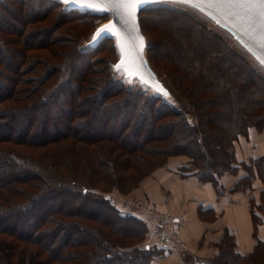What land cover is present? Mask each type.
Returning <instances> with one entry per match:
<instances>
[{
    "label": "trees",
    "instance_id": "trees-1",
    "mask_svg": "<svg viewBox=\"0 0 264 264\" xmlns=\"http://www.w3.org/2000/svg\"><path fill=\"white\" fill-rule=\"evenodd\" d=\"M17 2L26 5L21 0ZM39 3L60 12L57 24L98 18L89 13L65 12L61 5L50 0ZM50 12H36L24 22L16 20L20 25L17 29L4 19L8 15L0 18L5 43L14 47L13 51L5 49L0 36V264H151L152 257L162 252L156 243L129 249L121 242L143 240L147 231H151V222L121 210L116 197L130 192L155 169L164 166L169 157H187L188 167H182L181 172L212 183L216 190L219 177L236 175L240 169L246 174L231 191H250L257 177L264 183V154L238 162L235 147L240 137L248 139L253 131H264V77L235 56L225 42L182 12L161 9L141 12L164 13L169 19L163 29L171 52L166 64L182 69V75L177 77L182 86L180 94L199 120L191 127L180 113L161 100L146 99L125 89L111 79L107 69L96 78H88L98 70L91 59L105 42L83 51L74 45L71 31L63 30L62 35L53 37L59 27H54L47 18ZM14 19L15 16L11 20L17 24ZM91 24L93 27L92 21ZM12 59L19 65L12 64ZM20 62L27 66H21ZM34 67L38 72H33ZM27 73L31 75L29 79L24 77ZM54 74L60 75L52 81ZM19 83H23L22 91L17 89ZM131 95L135 96L134 105L129 103ZM78 99L79 103L89 101L95 106L74 110L73 103ZM22 100H29L28 107L36 110L33 118L42 106L54 101L60 105L55 116L41 121L43 137L32 132L33 120L26 121L25 128L19 127L21 122L12 120L22 109L27 110V107L15 110L10 105ZM101 108L113 110L114 117L120 114L117 128L113 124L106 128L107 123L101 122L98 129L103 131L99 132L86 122ZM136 108H140L138 114ZM5 129L10 132L4 134ZM66 140L70 141L67 147H61L62 153L51 158L32 150L26 159L12 148L1 147L12 143L38 149ZM112 188L117 191L108 192ZM5 189L12 194L5 193ZM260 196L259 205H264V188ZM75 202L79 205L74 206ZM249 204L255 238L258 216L251 200ZM30 205L36 207L35 211L21 213ZM50 222L53 226L47 228ZM83 235L97 239L82 241ZM2 236L34 245L37 251L18 248ZM227 238L233 244L234 239L228 233ZM223 240L218 258L231 249ZM254 253L256 258L235 254L257 264L259 257L264 259V239L256 237Z\"/></svg>",
    "mask_w": 264,
    "mask_h": 264
},
{
    "label": "rangeland",
    "instance_id": "rangeland-1",
    "mask_svg": "<svg viewBox=\"0 0 264 264\" xmlns=\"http://www.w3.org/2000/svg\"><path fill=\"white\" fill-rule=\"evenodd\" d=\"M2 1L3 0H0V2H2ZM17 1L18 0H14V2H12L11 0H4V2L0 4V18L4 17V15H8V16H5L4 19L7 22H9L10 24L14 25L15 28L17 29V28H20V25H18L16 20L20 21V22L21 21L24 22L25 19H28L30 17L29 15H31V14H34L36 12H43V11L51 10V12L49 13L50 15H47V18H49V21H51L52 24H54V27H56V28L59 27L58 32H55L53 37H56V35L57 36L62 35L61 32L63 30L65 31V33L71 31L72 33L69 32V34H73L72 37L75 41L74 45L75 44L79 45V46L83 45L86 42V40L89 38V35H90L92 29L94 28V26H96L100 22L105 21L107 19L106 16L98 17L96 19H91V20H89L87 18H81L79 20L78 19H71V20H68L67 22L57 24L56 21H57V19H59L60 12L54 10L53 8L48 7L47 4H45V3L41 4V3H39V0H21V1L26 3V5L24 6V4L20 5ZM155 5H158L157 7H162V8H158L161 10H169L172 12H182L186 15H189L192 18V20L195 22V24L202 25L208 32L213 33L214 35H216L217 38H219L223 42H225L227 47L229 48V50L231 52H233L235 54V56H237L238 58H240L244 62H246L251 69L257 68L258 70H260L264 74V71L253 60L252 61L254 63L252 61H250L251 62L250 63L249 60L245 57V55H243L241 52L238 51L237 46L235 45V43L232 40H230L231 38L228 36V34H226L223 30H221L218 27H216L215 25H213L212 22L209 19H207L206 17H204L201 13L195 11L193 8L187 7V6L180 4L178 2L172 3L170 5H161V4H155ZM23 6L25 7L24 13H22V11H20V10H22ZM6 10H8L7 13H5ZM162 14L164 15V13H162ZM162 14L157 15V13L145 12V13L140 15L141 28H142L143 33L145 34L147 46H148L147 52H146L147 59L151 65V67L153 68L158 80H160L168 88L169 96H170L169 100L171 101L170 104L173 107H176L178 110H180L182 117H183V115L186 117H189L191 122L193 123V127H194L195 125L198 124V121H199L198 117L196 116L195 112L192 110V107H191L190 103L188 102V100H186L180 94V92L182 93V90H181L182 86H181L180 82L178 81L177 77H180L182 75V69L180 67H176V68L174 66L171 67L170 65L166 64L167 62H169L168 60H170L168 58V55H170L171 52H170V47L168 46V40L166 39L167 34L164 32L163 29L165 28L164 27L165 21H168L169 19L167 17H164ZM167 14H169V13H167ZM13 16H15L14 20L17 24H15L13 22V20H11V19H13ZM0 20H2V19H0ZM91 21H92V23H94L93 27L91 26L92 25ZM160 23L162 25H160ZM38 25H41V24H38ZM0 36H2L1 42H2V45H4V48L7 50L9 49V51H13L14 47H11L7 43H5V34L0 32ZM172 36H174V33L172 34ZM9 37H11V39H14L12 35H9ZM66 37H68V36L66 35ZM172 40H174V38H172ZM82 47H81V49H82ZM4 57H5V55H4ZM9 58H11V57L8 56V59ZM115 59H116V51H115L113 40H110L109 42H105L102 45V47L100 48L99 52L95 53L91 59V61H94L93 67L98 69L95 72H100V71L101 72L98 74H95V72L92 74H89L88 78L89 77H95L96 78L97 76L104 74L108 70L107 72L109 73L111 79L118 82L119 84H121L125 89L132 91L133 93L139 94L140 97L144 96L146 99L154 98L153 96H151L149 94V93L153 94L154 92H152L147 87H142L140 85H139L140 86L139 87L137 84L138 82L130 84L128 87H127V85L125 86L121 82H119L117 79H120V80L124 79L123 76L121 78H115L114 72L111 74L112 69L110 71L111 64L114 62ZM12 64H16V65L18 64L19 65V63H16V61H14L13 59H12ZM20 65L23 67H26L27 63L20 62ZM91 68L92 67H90V69ZM9 69H10V71L12 70V68H9ZM37 69L38 68L34 67L33 72L36 71ZM1 70H2V73L3 72L6 73V71L4 69H1ZM36 72H38V70ZM76 74H77V72H76ZM7 75L11 76L10 74H7ZM59 75L60 74H54V76L51 77L50 80L54 81L55 79L58 78ZM24 77L26 79H29L31 77V75H30V73H27ZM22 84L23 83H19L18 87H17V89H19L20 91H22V88L24 87ZM29 85L30 84H27L28 87H29ZM47 85H49V83ZM93 93H95V91L91 92V94H93ZM19 96H21V95H19ZM62 98H61V103L63 104L64 99H62ZM80 99H81V97H80ZM58 100H59V98L57 99V101ZM57 101H54L53 103H50L49 105L42 106L39 109V113H38L36 118H33L35 116L36 110H32L28 107L29 105H31V104H29L30 103L29 100H22L18 104H10V103H7V104L13 105L15 107V110H20L21 107H27V110L22 109L20 111V113L14 115V118L12 120L15 122H21L19 127H22V128L23 127L25 128V126L27 124L26 121L33 120V123L31 125V126H33L32 132H34L35 135L41 136L40 135V134H42V132H41L42 131L41 121L43 120L44 117H47L49 119L50 117H53V116H55V114L58 113L57 107L58 106L60 107V105L56 104ZM79 101H81V100L78 99V101L73 103L74 107H72V108L74 110L76 108L88 109V108L95 106L94 102L87 101V102L79 103ZM134 101H135V96L131 95V100L129 101V103L134 105ZM4 105L5 104H3V106ZM16 105H18V106H16ZM137 106L140 107L139 103H137ZM141 109H143V108H141ZM47 110L49 112H47ZM139 110H140V108H136L135 113L138 114ZM131 111H133V110H131ZM112 112H113V110L101 108L98 113H94L95 114L94 118H90L86 122L87 123L89 122L88 124L91 127H94V129H98V126L101 124V122L102 123L104 122V124L107 123L106 128L109 126V124H113V126L115 128H117L116 124H118L121 117H120V114H117V116L114 117V115L111 114ZM103 114H106L108 117H106ZM125 115L127 116V114H125ZM96 117H97V119H96ZM85 119L86 118H84L83 120H85ZM50 130L51 129L49 128V131ZM114 130L116 131V129H114ZM96 131L102 132L103 130L101 128V129H98ZM9 132H10V129H5L3 131L4 134H8ZM253 132H255V131H253ZM255 133H257L259 135V137L257 139L260 138V139L264 140V131H262V132L257 131ZM255 133H253V134H255ZM42 137H43V134H42ZM254 137H255V135H254ZM67 142H70V141H68V140H66L65 142L59 141V144L49 145V146L47 145L44 148H38V149H29L28 146L27 147H25V146H13L12 143L2 144L1 147L7 148V149L12 148L17 152H20V154L24 155V158H26V159H27L26 156L29 155L30 151H32V150H33L34 154L44 153L46 157L51 158L54 155H57V156L60 155L62 153L61 147H63V148L65 146L67 147V145H66ZM173 157H180V158L184 159V161L189 162V159L185 156H173ZM171 159H172V157H169L168 160L166 161V163ZM57 162L62 163L60 160H58ZM28 169L30 170V168H28ZM121 169H123V167H121ZM62 171H65V170L63 169ZM150 174L148 176H150ZM148 176H146V177H148ZM142 180L138 183V185L142 182ZM138 185L136 187H138ZM253 185H257V188H255ZM253 185H252L253 187L250 191H245V192H242V191H234L233 192V191H231L230 193L231 194H243L244 196L249 198V203L251 200L252 208L254 207L253 210L255 211L256 215L258 216L257 217L258 220H256V221H258V225H259L257 227L258 228L257 235L255 236V238H254V236H251V244L249 245V247L246 246V248H244V246H242L241 248L240 247L238 248L236 241L233 240V244H232V242L228 240L227 234H225V238H224L223 242H227V244L230 245L231 249H227L228 251L225 250L224 253L226 255L218 258V256L215 255L216 252H217V254L221 253V251L223 249L221 247L222 243H220V245L216 244V247L218 250L214 253H209V256L207 258V259H209V261H211V264H221L224 261H226V262H224V264H251L250 263L251 261H248L247 258H241V259H239L240 257L237 258V255L235 254L236 252L241 254V256H244V257L247 256V257L256 258V255L254 253V245L256 244V237L259 240L264 239V205H262V203H261V205H259L260 198H261L260 195H261V192L264 188V183L262 182L260 177H257L253 181ZM136 187H134L130 192H127L125 194H121L122 199H120L119 201L121 202L124 199H128L125 197H130V198L135 197L134 199H136L137 197L132 194V191ZM6 190L7 189H5L3 191H5V193H7L8 195L12 194L10 192H7ZM116 191H117L116 188H112L111 190H108V192H110V193L111 192L115 193ZM66 200H68V199H66ZM249 203H248V209L250 208ZM73 205L78 206L79 203L75 202ZM33 206L34 205H32V206L30 205V206L26 207L25 210L21 211V213L24 214L26 212V210H34L35 211L36 207H33ZM69 210H72V208H70ZM52 226L53 225L51 222L47 224V228H50ZM149 234H150V232L147 231V233L145 234V238L143 240L126 239V241L123 240L121 242H122V244H126L127 246H125V247H127L129 249L133 248V247H141L144 243L147 242L146 238H148ZM75 235H78V233ZM74 237L76 238L78 236H74ZM149 237H150V235H149ZM2 238L5 239L7 242H12L13 244H16L18 246V248H26L29 252L37 251V249H36L37 247L34 245L18 243L14 239L9 238L7 236H2ZM81 238H82V241H84L86 239L92 240L93 238L95 240L97 239L94 236L93 237L92 236L86 237L85 235H83ZM133 241H138V242H133ZM150 242H154V236H153V240H151ZM174 243H175V241H174ZM176 246H178V245L177 244L173 245V248L175 249ZM40 258H41V260H43V259H45V256L42 255V257H40ZM259 258H260V261H262V262L258 261L257 264H264V259H262L261 257H259ZM110 264H112V263H110ZM114 264H116V263H114ZM139 264H142V263L140 262ZM151 264H154V263L151 262Z\"/></svg>",
    "mask_w": 264,
    "mask_h": 264
},
{
    "label": "crops",
    "instance_id": "crops-1",
    "mask_svg": "<svg viewBox=\"0 0 264 264\" xmlns=\"http://www.w3.org/2000/svg\"><path fill=\"white\" fill-rule=\"evenodd\" d=\"M250 138L240 137L236 145L238 162H247L264 154V140L257 133ZM255 135V137H254ZM188 162L172 157L164 166L155 169L142 180L129 200L145 201L157 210L171 216L170 231L175 249L163 250L154 255V264L204 263L209 253H214L225 234L236 241L237 247H249L253 225L248 209L249 198L243 194H231L235 182L245 175L226 174L218 178V190L209 182H202L196 175L181 172ZM255 184V183H254ZM257 188V185H253ZM120 197H116L118 202ZM150 235V237H149ZM146 244H155L150 231ZM186 250V254L182 251ZM217 255V252L216 254Z\"/></svg>",
    "mask_w": 264,
    "mask_h": 264
},
{
    "label": "snow or ice",
    "instance_id": "snow-or-ice-1",
    "mask_svg": "<svg viewBox=\"0 0 264 264\" xmlns=\"http://www.w3.org/2000/svg\"><path fill=\"white\" fill-rule=\"evenodd\" d=\"M191 3L192 7L201 13L212 12L226 19L227 24H231L236 29H243L242 34L248 36L261 49H264V0H103L105 7H101L97 3L88 2V0H58V3L64 5V11H79L85 13L89 9L100 12L115 11L125 23L135 24L138 29L137 13L147 9L152 4L170 5L172 3ZM204 7L201 8L200 5ZM218 26L221 25L219 20H216ZM112 37L116 38L119 46L120 34L116 31L112 24L106 25L97 30L91 38L90 46L97 47L106 41H110ZM146 47L145 42L141 38L140 44L137 47L133 41L130 45L133 59L140 63L143 67V50ZM119 54V53H118ZM261 67H264V60L260 62ZM114 77L121 78L124 76L123 60L121 63L113 67ZM125 83L133 84L136 78L124 79ZM148 81H141V86L146 87ZM163 91L162 89H157ZM167 95V93H165Z\"/></svg>",
    "mask_w": 264,
    "mask_h": 264
},
{
    "label": "water",
    "instance_id": "water-1",
    "mask_svg": "<svg viewBox=\"0 0 264 264\" xmlns=\"http://www.w3.org/2000/svg\"><path fill=\"white\" fill-rule=\"evenodd\" d=\"M50 1L58 3V0H50ZM88 2L97 3L101 7L106 6L103 3V0H88ZM58 4L61 5L62 8L64 9V5L62 3H58ZM180 4H183V3H180ZM183 5L190 7V8H193L191 3L183 4ZM157 6L158 5L152 4L145 10L162 8V7H157ZM200 7L203 8L204 6L201 4ZM145 10H143V11H145ZM194 10L197 11L196 9H194ZM143 11H141V12H143ZM75 12L81 13L79 11H75ZM141 12L137 13V16H138V29H137L135 24L125 23V21L122 20L115 11L100 12L98 9L87 10L85 13H89L91 15H95L98 17L106 16L107 19L105 21L100 22L96 26H94V28L92 29V31L89 35V38L80 47L83 46L82 47L83 51H90V50L96 48V47H92L90 45L92 44L91 38L95 35L97 30H99V29H101L104 26L109 25V24L114 25L116 31L120 34L121 39H120L119 46H118L116 38L115 37L111 38V40H113L115 51H116V59L111 64V68H110V71L112 69L111 74L113 73V67L115 65L121 63V60H123V68H124L123 78L124 79H125V77H127L129 79L136 78V82H138L137 83L138 86L139 85L141 86V81H148V85L146 87L149 88L152 92H154L153 94L152 93H149V94L151 96H153L154 98H157V99L159 98L162 101V103L166 104L172 110H174V111L180 113V115H182L180 110H178L176 107H173L170 104L171 101L169 100L170 96H169L168 88L160 80H158L153 68L151 67V65L147 59L146 52H147L148 46H147L145 34L143 33L142 28H141V24H140ZM197 12H199V11H197ZM199 13H201V12H199ZM201 14L204 17H206L207 19H209L213 25H215L219 29L223 30L226 34H228V36L231 38L230 40H232L235 43V45L237 46L238 51L241 52L243 55H245V57L249 60V62L253 60L264 71V67H261V64H260V62L262 60H264V49H261L253 40L249 39L248 36L243 35L242 34L243 29L238 30V29L232 27L231 24H227V21L224 17L218 16L215 13L205 12V13H201ZM216 20H219L221 25L226 24L227 26L226 27L218 26L217 23H215ZM141 38L143 39V41L146 44V47L143 50V56H142L143 67L140 66V63L138 61H135L133 59V54H132L131 49H130V45L133 41L135 42V44L138 47L140 44ZM254 69L259 74H262V76L264 77L263 72H261L257 68H254ZM124 79H121V80L117 79V80L119 82H121L123 85H125V86L127 85V87H128L130 84L125 83ZM158 88L162 89L163 91H158L157 90ZM165 93H167V95H165ZM183 118L185 119L186 123L189 126L193 127V123L191 122L189 117H186L183 115ZM182 254H186V250L182 251ZM199 264H211V261H209V259H207L204 263H199Z\"/></svg>",
    "mask_w": 264,
    "mask_h": 264
},
{
    "label": "built area",
    "instance_id": "built-area-1",
    "mask_svg": "<svg viewBox=\"0 0 264 264\" xmlns=\"http://www.w3.org/2000/svg\"><path fill=\"white\" fill-rule=\"evenodd\" d=\"M120 209L149 220L156 245L163 250L173 249L175 239L169 229L171 219L169 214L150 207L147 202L139 200L124 199L120 202Z\"/></svg>",
    "mask_w": 264,
    "mask_h": 264
},
{
    "label": "bare ground",
    "instance_id": "bare-ground-1",
    "mask_svg": "<svg viewBox=\"0 0 264 264\" xmlns=\"http://www.w3.org/2000/svg\"><path fill=\"white\" fill-rule=\"evenodd\" d=\"M63 99V98H62ZM48 101V100H47ZM45 110V109H44ZM47 112H49L48 110H47ZM87 130V129H86ZM89 130V129H88Z\"/></svg>",
    "mask_w": 264,
    "mask_h": 264
}]
</instances>
